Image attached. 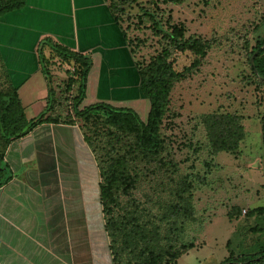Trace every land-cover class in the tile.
Here are the masks:
<instances>
[{
	"label": "rangeland",
	"instance_id": "obj_1",
	"mask_svg": "<svg viewBox=\"0 0 264 264\" xmlns=\"http://www.w3.org/2000/svg\"><path fill=\"white\" fill-rule=\"evenodd\" d=\"M121 2L123 0H117L123 7L119 12L121 22L128 26L136 59L142 66L165 45L166 40L161 36L163 32L170 31L168 27L171 24L184 28V38H200L207 43L205 56L197 67L187 72L184 68L191 64L194 55L169 47L171 54L168 60L172 61L176 71L186 74L171 87L159 124L161 145L157 153H140L134 144V137L109 127L102 113L91 115L83 125H80L82 120L72 119L71 125L78 128L83 138L93 140L91 143L87 141V146L97 167L108 171V163L118 158L124 160L128 172L134 177L135 185L129 192L122 191L125 183L118 181L112 188L115 202L107 216L113 217L120 232L137 223L145 228L150 239L154 233L150 244L163 248L162 264H219L228 256L230 244L235 253H239L243 247H251L259 239L264 240V219L256 215L248 217V220L243 217L244 211L264 205V145L261 133L264 80L253 74L249 63L254 56H250V50L264 37V0H182L179 3L157 0L156 4L151 0ZM14 38L16 45L21 40L20 36L0 37L1 49L10 60L14 54L6 50V46H10ZM51 64H48L49 69ZM60 74L65 77L64 73ZM40 75L44 76L42 72ZM51 75L52 86L55 87L60 78L58 74ZM3 83L0 75V86ZM34 84L36 86V80ZM126 85L132 96L139 92L133 80ZM115 87L116 84L112 88ZM101 92L100 87V97L109 99L112 95L120 96L117 90H113L114 94L108 93V96ZM63 97L61 94L59 106L62 110H55L52 114L60 123L66 122L70 116L66 114L71 110V104L62 103ZM28 101L27 98L23 100L24 111L29 114L26 115L36 114L38 103L33 100L34 105L29 106ZM145 101L136 105L140 107L137 110L133 107L142 119L146 118L149 108L148 100ZM213 119L218 123L211 127ZM234 122L242 127L243 133L238 148L232 152L214 151L213 143L226 140ZM27 142L30 140H21V148L16 140L8 145L13 143L7 158L12 164L20 163L17 169L20 173L26 170L20 157L21 154L23 159L26 157L23 149H26L24 144ZM8 146L5 152H8ZM79 146L76 143L73 145L79 155L82 151L84 154L89 152L86 144ZM24 203L26 205L25 197ZM69 209L61 210L66 215L65 219L57 214L53 218L56 242L51 246L54 250L60 249L63 254L64 250L66 253L71 251L67 242H72V250L78 260L80 218L77 214L71 215ZM74 218L77 222L73 228L74 221L70 219ZM255 225L261 231L250 229ZM66 235H72L74 239ZM228 238L232 242L229 247L226 243ZM114 244L118 248L124 246L122 238ZM129 256L124 251L117 264H128ZM97 262L110 264L102 252Z\"/></svg>",
	"mask_w": 264,
	"mask_h": 264
},
{
	"label": "crops",
	"instance_id": "obj_2",
	"mask_svg": "<svg viewBox=\"0 0 264 264\" xmlns=\"http://www.w3.org/2000/svg\"><path fill=\"white\" fill-rule=\"evenodd\" d=\"M126 27L114 19L108 0H26L22 7L0 15V37H21L16 45L14 38L12 44L6 46V50L14 54L11 60L0 45L2 80L18 87L22 104L24 98L30 100L29 106L34 105V101L38 103L36 114L27 117L42 113L47 106L48 85L40 75L38 49L42 40H48L65 49L90 53L92 67L80 107L103 101L137 110L140 107L136 105L146 101L137 91L132 96L126 85L133 80L138 89L139 82L136 64L124 37V32L129 34ZM41 49L49 63L54 64L50 72L58 74V83H61L67 76L64 62L48 45ZM114 84L117 87L112 88ZM100 87L102 95L108 96L117 90L120 96L100 97ZM23 139L30 140L24 144L26 149L22 148L26 157L23 159L22 154L20 157L25 172L17 170L20 163L12 164L7 158L13 143L4 156L14 176L0 187V264H99L100 252L107 251V238H101L98 167L78 128L66 123L44 122L27 135L14 139L20 148ZM75 143L86 144L89 152L84 154L79 150V155L73 148ZM68 208L71 215L77 214L80 218L78 260L72 242H67L71 251L64 250L63 254L51 246L56 242L53 218L57 214L65 219L63 211ZM70 220L74 221V228L77 219ZM74 236L66 235L73 239Z\"/></svg>",
	"mask_w": 264,
	"mask_h": 264
},
{
	"label": "trees",
	"instance_id": "obj_3",
	"mask_svg": "<svg viewBox=\"0 0 264 264\" xmlns=\"http://www.w3.org/2000/svg\"><path fill=\"white\" fill-rule=\"evenodd\" d=\"M160 1L165 3H179L182 0ZM151 2L156 4L157 0H151ZM25 3L26 0H0V15L13 9L20 8L25 5ZM122 3H125V0H123L121 4ZM108 8L116 21L119 22L122 20L119 12H121L123 7L117 3V0H108ZM168 28L170 31L163 32L161 36L166 40L164 42L165 45H163L162 49L151 58V61L143 66L136 59V50H134L135 46L132 45V37L124 32L125 40L134 58L139 76L138 93L140 97L147 99L149 103L145 119H142L132 107L113 106L103 101H97L80 107L86 93L88 73L92 67L90 53H80L59 47L58 44L48 40L42 41L39 44L38 56L41 72L48 85L47 106L45 110L36 116L27 117L18 94V87L5 80H2L4 83L2 84L3 86H0V187L5 185L14 176V172L4 160L6 146L14 139L27 135L41 123H60L58 118L52 117V114H54L55 109L59 107V105L61 106V104H59L61 103V94L64 95V102L62 99V103L65 104V102H67L71 104L70 113L66 114L71 117L69 116L64 124H71L74 120H82L80 125H83L86 124L85 121H87L91 115L102 113L106 116L104 122L108 124L109 127H114L117 131L134 137V144L140 153L142 152L144 155L157 153L161 145V140L158 135L159 124L161 123L167 106L171 87L175 81L183 79L186 74L181 71H176L172 65V61L168 60L171 54L169 47H173L180 52L188 51L194 55L191 64L184 68V71L187 72L190 71L191 68H195L199 65L200 59L205 56V51L208 48V44L203 42L200 38H184V28L182 26L171 24ZM133 41L135 45H138L135 40ZM44 45H48L53 54L67 66L64 69L67 75L66 78L63 79L61 83L55 85L57 91L52 86V75L48 68L49 59L44 56L41 49ZM251 55L254 56L252 62L249 61L250 69L253 74L256 73L264 80V37L252 47L250 50V56ZM228 115L229 114H226V116ZM224 116H220V118H224ZM72 119L74 120L71 121ZM217 123L218 120L213 119L210 125L213 127ZM241 130L242 127L238 125L237 122H234L233 129L228 131V138L226 140L222 139L220 143L216 141L213 143L214 151H235L238 148L239 141L243 138ZM261 133L264 145V120L261 124ZM82 139L86 144L88 143L87 141L90 143L93 141L88 140L87 137H82ZM108 164V171L104 169L101 170L102 167H98V193L100 215L102 219V225L100 226L102 234H100L101 238H107V251L102 253L103 257L108 258L110 264H117L118 257L126 251V253L130 254L129 258H127L129 260L128 264H162L163 248L159 247L157 244L156 246L150 244L153 241L154 233H152L150 239L145 228L139 226L137 223H133L129 230L120 232V228H118L115 220L112 219L113 217L110 216L112 218H108L107 214H110L115 202L112 188L116 182L125 183L122 189L124 192H129L135 185L133 180L134 177L128 172L129 169L126 163H124V160L121 161L117 158L113 159ZM244 212L245 214L243 217L247 220L255 215L264 219V205L256 206L251 208L248 212ZM250 229L253 232L261 231V228L257 225L250 227ZM109 237H111L110 240ZM120 238H122L124 246L119 248L115 247L114 243H117ZM226 243L229 247V244L232 243L230 242V238L227 239ZM245 248L250 249L246 250ZM228 252V256L219 264H264V240L259 239L251 247H243V250L239 253H235L230 244ZM175 255L176 253L174 256Z\"/></svg>",
	"mask_w": 264,
	"mask_h": 264
},
{
	"label": "water",
	"instance_id": "obj_4",
	"mask_svg": "<svg viewBox=\"0 0 264 264\" xmlns=\"http://www.w3.org/2000/svg\"><path fill=\"white\" fill-rule=\"evenodd\" d=\"M253 58V57H252ZM252 58H251V62H252Z\"/></svg>",
	"mask_w": 264,
	"mask_h": 264
}]
</instances>
